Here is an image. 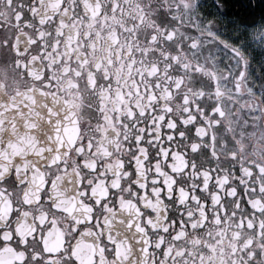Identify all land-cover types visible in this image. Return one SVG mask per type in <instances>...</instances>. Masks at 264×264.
<instances>
[{
	"label": "flooded vegetation",
	"instance_id": "obj_1",
	"mask_svg": "<svg viewBox=\"0 0 264 264\" xmlns=\"http://www.w3.org/2000/svg\"><path fill=\"white\" fill-rule=\"evenodd\" d=\"M197 2L0 0V264H264V4Z\"/></svg>",
	"mask_w": 264,
	"mask_h": 264
},
{
	"label": "clouds",
	"instance_id": "obj_2",
	"mask_svg": "<svg viewBox=\"0 0 264 264\" xmlns=\"http://www.w3.org/2000/svg\"><path fill=\"white\" fill-rule=\"evenodd\" d=\"M231 0L228 3L216 4V13H201L202 16L206 17L205 27H211L215 23H219L223 20L225 26L236 23L234 19H229L225 14V9L229 6ZM264 4V0H261ZM193 10L199 8V0L193 6ZM219 18V19H218ZM240 24L241 31L238 33L236 40L242 43L237 45L236 56L238 63L241 65V75H250L249 66L257 59L264 65V13L261 14L257 21H238ZM247 57V59H245ZM264 71V68H262Z\"/></svg>",
	"mask_w": 264,
	"mask_h": 264
},
{
	"label": "water",
	"instance_id": "obj_3",
	"mask_svg": "<svg viewBox=\"0 0 264 264\" xmlns=\"http://www.w3.org/2000/svg\"><path fill=\"white\" fill-rule=\"evenodd\" d=\"M74 121H75V119H74L73 114L67 112V114H66L67 127H66V129L65 128L62 129L63 130V136H62L63 140L58 141L51 133L54 130V128L50 127L48 129V131H49L48 136L50 135L51 139H48V143L43 142V143H45V147H41V146H39V145H37L35 143H30V144L27 143L26 146H28V147H31V146L40 147L43 150V153L49 159L56 158V156L60 153L61 150H65L66 149V151H67L68 148L72 144V141H70V140H71V133H72V124L74 123ZM0 131H1V128H0ZM52 138L56 139V142ZM45 159H47V158H45ZM119 218H123V214L120 213V212L117 213L113 217L114 223H112V225L115 224V221L117 219H119Z\"/></svg>",
	"mask_w": 264,
	"mask_h": 264
},
{
	"label": "rangeland",
	"instance_id": "obj_4",
	"mask_svg": "<svg viewBox=\"0 0 264 264\" xmlns=\"http://www.w3.org/2000/svg\"><path fill=\"white\" fill-rule=\"evenodd\" d=\"M197 27H198V25H197Z\"/></svg>",
	"mask_w": 264,
	"mask_h": 264
}]
</instances>
